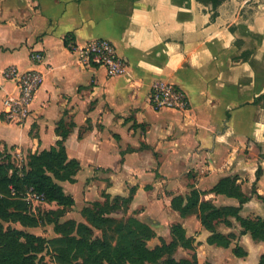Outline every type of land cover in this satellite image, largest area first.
Instances as JSON below:
<instances>
[{"label": "crops", "instance_id": "1", "mask_svg": "<svg viewBox=\"0 0 264 264\" xmlns=\"http://www.w3.org/2000/svg\"><path fill=\"white\" fill-rule=\"evenodd\" d=\"M97 38L113 43L122 75L81 63L77 47ZM10 66L43 76L22 124L3 113L19 94L2 76ZM158 81L181 88L187 109H152ZM62 133L79 165L73 183H60L79 217L70 220L84 222L80 211L106 196L131 197L128 214L155 233L150 248L180 225L191 248L178 246V259L259 264L264 240L242 234L235 218L215 226L229 247L209 244L198 216L181 217L171 200L197 190L243 219L264 218V0H0V162L23 168ZM225 177L236 179L242 205L211 192Z\"/></svg>", "mask_w": 264, "mask_h": 264}, {"label": "trees", "instance_id": "2", "mask_svg": "<svg viewBox=\"0 0 264 264\" xmlns=\"http://www.w3.org/2000/svg\"><path fill=\"white\" fill-rule=\"evenodd\" d=\"M66 136L67 133L61 134L62 139L56 147L30 155L20 171L10 159L7 163L0 162V264H48L38 257L45 250H51L56 264H78V261L83 264H207L199 263L196 256L174 258L178 246L191 248V240L185 237L180 225L172 227L170 243L149 248L147 242L154 232L148 225L134 217L118 221L111 218L110 214L119 207L127 208L131 197L111 200L106 196L103 203L95 202L82 209L84 222H59L64 209L74 205V200L65 194L60 183H73L79 170L78 163L67 158L62 142ZM28 188L44 195L47 203L58 207L41 216L45 224L54 226L57 237L45 239L27 231L39 224L23 199ZM211 192L235 198L240 205L247 200L232 177L222 178ZM171 207L181 217L197 215L203 228L211 233L207 239L209 244L229 247V239L215 229L220 222L229 225V217L236 219L242 234L249 233L254 240H264V218L243 219L239 216V207H217L209 201H201L197 190H192L186 197H174ZM11 223H18L22 229L11 227ZM97 232L100 234L96 235ZM233 253L238 257L243 255L239 247L233 248ZM259 264H264V254Z\"/></svg>", "mask_w": 264, "mask_h": 264}, {"label": "built area", "instance_id": "3", "mask_svg": "<svg viewBox=\"0 0 264 264\" xmlns=\"http://www.w3.org/2000/svg\"><path fill=\"white\" fill-rule=\"evenodd\" d=\"M80 54L81 63L88 66L103 67L108 77H118L126 70L125 61L117 54L112 42L107 39L97 38L77 47ZM34 62H39L42 56L39 53L31 55ZM2 76L5 80L13 81L18 88V96L4 101L5 109L3 113L9 121L22 124L29 114V106L32 103L36 92L40 88L43 80L42 74L34 69L19 71L15 66L7 67ZM149 105L155 111L174 110L184 111L189 105L185 92L178 86L165 82H155L149 92ZM21 170V166H19ZM13 189L11 194L14 195ZM26 202L37 205H48L44 195L37 193L32 188H28L23 195Z\"/></svg>", "mask_w": 264, "mask_h": 264}, {"label": "rangeland", "instance_id": "4", "mask_svg": "<svg viewBox=\"0 0 264 264\" xmlns=\"http://www.w3.org/2000/svg\"><path fill=\"white\" fill-rule=\"evenodd\" d=\"M14 161H17V158H16V160L14 159ZM14 166H15V164H14ZM15 167L18 170L20 169V167H18V166H15ZM104 201L105 200H103L101 203H103ZM26 203H28V210H29V213L31 214V216L32 217H36L38 219V221H39V224H38L37 227L27 229V231L31 232V233H33V234H35L37 236L44 237L45 239H53V238L57 237L58 235L54 231V226L51 225V224H45L43 222V219H42L41 216L46 211H48V210H56L58 207L56 205L53 206V207H50V206L48 207L47 205H37V206H35L34 204H32L30 202H26ZM93 203H95V202H91L89 204L92 205ZM70 208L69 209L68 208L64 209V215L59 219V222L62 223V222H65L67 220H70L71 219L70 217H72V216L75 217V218H79L78 215H76V214H72V215L68 214L72 210ZM81 212H82V210L80 211V214H81ZM110 217L118 221L120 219H126L128 217H131V215L128 214V208H125V207L121 206L115 212L110 214ZM74 221L78 222V220H76V219ZM5 225H8V224H5ZM9 225L11 227H16V228L22 229L21 226L18 223H11ZM99 234H100L99 232L96 233V235H99ZM147 245H148V243H147ZM148 247L150 248L151 246L148 245ZM176 251H175V254H174V258L178 260V258L181 257V253L180 252H176ZM38 257L43 258L48 264H56L54 262L53 254H52L51 250H45ZM198 261H199V263H205V261H203L202 259H200V260L198 259ZM78 264H83V263H82V261H78Z\"/></svg>", "mask_w": 264, "mask_h": 264}]
</instances>
